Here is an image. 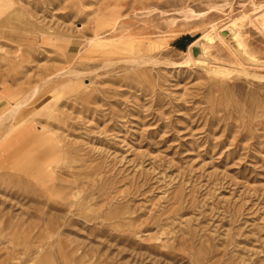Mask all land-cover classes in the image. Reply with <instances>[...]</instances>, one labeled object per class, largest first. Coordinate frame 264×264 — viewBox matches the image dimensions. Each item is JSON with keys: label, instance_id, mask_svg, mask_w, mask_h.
I'll use <instances>...</instances> for the list:
<instances>
[{"label": "rangeland", "instance_id": "rangeland-1", "mask_svg": "<svg viewBox=\"0 0 264 264\" xmlns=\"http://www.w3.org/2000/svg\"><path fill=\"white\" fill-rule=\"evenodd\" d=\"M0 8V264H264V0Z\"/></svg>", "mask_w": 264, "mask_h": 264}, {"label": "bare ground", "instance_id": "bare-ground-1", "mask_svg": "<svg viewBox=\"0 0 264 264\" xmlns=\"http://www.w3.org/2000/svg\"><path fill=\"white\" fill-rule=\"evenodd\" d=\"M4 2V1H3ZM5 3V2H4ZM4 5V4H3ZM0 9H2V8H0ZM2 12V11H1ZM39 28V27H38ZM235 32V31H234ZM238 32V31H237ZM233 40H235L236 42H238L237 41V38H236V36H235V34L233 33ZM207 38V36L205 37V39ZM200 41V40H199ZM201 42H202V40H201ZM193 43V42H192ZM197 43V42H196ZM239 43V42H238ZM195 44V43H194ZM197 47H200L199 48V54H202V55H204L205 54V51H204V48L200 45V44H197L196 45ZM192 50V49H191ZM201 59V58H200ZM203 60V62L205 61V56H204V58H202ZM45 83V82H44ZM48 83V82H47ZM43 84V83H42ZM41 86V85H40ZM39 86V87H40ZM42 87V86H41ZM36 88V87H35ZM34 88V89H35ZM34 89H32V90H34ZM36 92H38V87H37V90H35ZM33 92V91H32ZM32 94V93H31ZM30 94V95H31ZM25 96V95H24ZM25 97H27V96H25ZM24 97V98H25ZM23 100V98H21V100L20 101H22ZM18 101V100H17ZM24 101V100H23ZM22 101V102H23ZM12 103V102H11ZM15 105V104H14ZM21 105V104H20ZM20 105H19V103H16V105L15 106H13L12 108H10L9 110H8V113L6 112L5 114V117L2 115V113L0 114V125L1 124H3L4 125V123H3V121H4V118L5 119H10L11 120V124H10V121H9V129H10V131L9 130H7V132L9 131V133L12 131H15V129H17L20 125H22L23 123H25V122H27V121H29V119H25V118H23V117H20V118H17L16 120H14V118H15V114L17 113V111H18V109H19V107H20ZM5 109V108H4ZM5 111V110H4ZM3 111V112H4ZM16 121V122H15ZM5 122H6V120H5ZM7 122H8V120H7ZM15 122V123H14ZM1 127V126H0ZM8 133V134H9ZM3 138V137H2ZM1 138V139H2ZM1 139H0V141H1ZM13 140H17V136H14L13 137ZM15 145H16V143H14V147H15ZM4 148H3V145H0V155L2 154V153H4ZM7 150H5V152H6Z\"/></svg>", "mask_w": 264, "mask_h": 264}, {"label": "water", "instance_id": "water-1", "mask_svg": "<svg viewBox=\"0 0 264 264\" xmlns=\"http://www.w3.org/2000/svg\"><path fill=\"white\" fill-rule=\"evenodd\" d=\"M193 53L194 55H197L199 53V48L193 47Z\"/></svg>", "mask_w": 264, "mask_h": 264}]
</instances>
